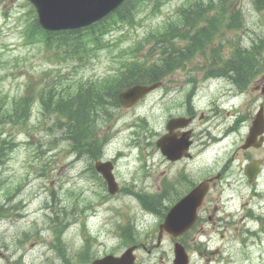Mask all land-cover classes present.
Returning a JSON list of instances; mask_svg holds the SVG:
<instances>
[{"label":"rangeland","instance_id":"obj_1","mask_svg":"<svg viewBox=\"0 0 264 264\" xmlns=\"http://www.w3.org/2000/svg\"><path fill=\"white\" fill-rule=\"evenodd\" d=\"M185 1L165 0L159 11H152L151 4L144 5L136 14L135 9L132 24L120 25V29L106 35L108 47L95 55L89 54L83 62L62 59L52 50L27 41L24 29L31 20L30 4L27 0H0V98L6 106L13 98L24 94L37 96L50 85L102 77L129 60V54L125 52L134 49L138 50L135 60L150 59L147 49L153 42L146 44L148 33L175 16L177 7ZM238 7L243 10L247 28L259 31L264 19L262 12L252 7L251 0H236L234 8ZM222 33L216 43H221L223 51L231 49L232 39L247 42L244 30ZM130 46L131 50L120 54ZM207 59L208 56L196 55L185 65L204 64ZM186 76L178 68L163 78L164 85L136 106L120 108L116 117L104 124L103 131L111 137L105 151L112 153L116 149H126L128 153L125 145L134 139L132 122L140 118L147 123V130L139 131L148 134L140 142V149L137 151L133 147L128 158L123 155L120 159V185L148 192L160 190L166 169L149 142L160 135L165 119L183 108V88L179 86ZM252 85L238 97H232L234 91L229 94L232 108L248 113L249 117L263 100L259 91L251 90ZM54 121L53 116L41 117L38 103H35L28 122L20 126L10 124L2 131L1 137H8V133L16 144L12 146L8 160L0 163V205L8 210L5 215H0V264H12L15 259H19L20 264H79L77 255L84 248L85 238L90 239L88 252L92 257L120 252L123 248L118 245L117 226L128 221L139 229L145 246L156 244L158 217L144 212L131 195L117 193L103 198L107 192L90 178L85 160L73 162L66 141L53 128ZM245 130L246 122L238 133L210 147L207 154L203 152L183 163L190 168L187 171L193 173H190L193 177L198 167L204 175L208 166L211 169L225 163L229 166L226 177L211 190L206 200L201 225L186 238L192 251L190 264H264V207L255 195V190L264 185V175L262 179L258 178L256 185L248 183L242 173L243 156L235 154ZM252 154L264 156V147ZM135 155H143L146 159V170L150 171L147 177L138 169L140 162ZM175 168L173 166L171 170L175 171ZM187 187L182 182L179 191H185ZM7 188L10 191L4 194ZM59 221L66 224L62 240L69 263L53 247V226ZM196 241L200 242L198 247ZM136 254L139 263L171 264V238L163 235L152 253L138 250Z\"/></svg>","mask_w":264,"mask_h":264},{"label":"trees","instance_id":"obj_2","mask_svg":"<svg viewBox=\"0 0 264 264\" xmlns=\"http://www.w3.org/2000/svg\"><path fill=\"white\" fill-rule=\"evenodd\" d=\"M144 2L153 3V0H126L108 16L83 29L59 32L39 29L36 39L44 48H53L55 53L59 55L63 54L80 61L83 54H94L96 50L102 49L105 46L103 45L104 34L122 23H129L133 17V11ZM209 2H212V0H209ZM217 2L219 4L215 7L216 11L212 15H220L218 20L216 18H207V16L211 15L209 12L210 6L202 7V2H199V5L194 2H188L179 7L176 11V14L179 15L178 18L168 22L171 26L167 30L155 34L152 32L149 34L150 38L148 37V39L155 42V45L162 48L164 54L165 51L169 52V56L172 57H165L160 52V54H157L158 58H155L149 65L144 62L126 61L122 63L123 66L118 74H111L96 82H90L88 87L100 92L99 97L101 99L98 102L93 97L87 98L85 96L86 94L82 92V83L78 84L75 92L55 93V89L48 88L39 95V100L46 112L62 117V120L57 119L56 122L62 128L64 136L70 141L73 149L78 152H86L89 157L98 155L102 142L96 138L98 130L96 120L98 118L95 117V114L99 110L105 112V101L113 103L110 100V96H106V99L103 97L104 91L108 92L110 90V93H113L114 90L116 94L118 90L132 83L157 81L168 72L171 62L174 61L173 57L180 58L181 61L182 58L193 54L197 48L210 43L219 31V25L224 24L228 28H237V26L240 25L239 27H241L243 25V20L238 18L240 9L229 12V9H232L230 6L233 5V0H217ZM229 2L231 3L229 4ZM253 4L258 10L264 9V0H253ZM224 15H227L226 20ZM200 22L204 23L200 24ZM182 26L183 31L181 32ZM29 35L35 36V30L31 29ZM180 36L188 39L187 44L183 47L184 50H169L173 46L171 43L173 38H181ZM158 39H160V42ZM251 41V46L245 53L238 49L230 60L232 64H236V68L232 70L238 75L245 73L250 76L253 74L252 63L256 65L255 58L260 53L259 49L264 48V36ZM134 53L132 52V54ZM102 101H104L103 104ZM32 103L33 97L24 94L13 99L10 108L4 110L2 101H0V122L6 117V121L9 123L25 124L29 119ZM8 140L0 138V162L3 161V156L8 157L10 155L12 142H10L11 139ZM85 144L88 146L87 149L83 148ZM135 195L143 208L163 214L161 210L164 207L162 202H160L163 196L149 195L145 192L136 193ZM1 210L2 207L0 205ZM122 235L126 243L134 241V236L129 227L123 228Z\"/></svg>","mask_w":264,"mask_h":264},{"label":"water","instance_id":"obj_3","mask_svg":"<svg viewBox=\"0 0 264 264\" xmlns=\"http://www.w3.org/2000/svg\"><path fill=\"white\" fill-rule=\"evenodd\" d=\"M36 7L38 20L41 26L49 29L73 28L89 24L100 19L114 9L123 0H30ZM153 85H136L120 93V100L124 105H131L146 92L155 87ZM260 115L255 121V127L251 128L246 145H250L261 133ZM96 168L108 179L110 192L115 191L110 169L106 163H97ZM254 164L247 167L249 180L253 178ZM110 176V177H109ZM207 190L206 182L200 183L181 200H179L167 213L165 221L160 225V233L164 229L170 235L175 236L189 228L195 221L196 210ZM160 235V234H159ZM133 247L129 248L120 258L106 256L96 260L93 264H133L134 256L131 254ZM174 264H186V256L183 249L175 247Z\"/></svg>","mask_w":264,"mask_h":264},{"label":"flooded vegetation","instance_id":"obj_4","mask_svg":"<svg viewBox=\"0 0 264 264\" xmlns=\"http://www.w3.org/2000/svg\"><path fill=\"white\" fill-rule=\"evenodd\" d=\"M215 105L216 101H210L207 104H202V113L200 114V110L196 106L187 107L186 104L181 105L183 106V108L178 113L179 116L191 117L192 121L190 126L186 128L175 129V131L177 132V134L183 133L187 130L190 131V137L192 139L190 150L192 156L194 155V153H196L195 145H205L206 143L205 141L200 142L199 136L211 137L213 130H215L218 125H220V122L215 119L217 114V108L215 107ZM197 148L198 147H196V149ZM253 150L255 149H253L252 147L244 150L247 158L249 157V154L247 152ZM260 171L264 173V159H262Z\"/></svg>","mask_w":264,"mask_h":264},{"label":"bare ground","instance_id":"obj_5","mask_svg":"<svg viewBox=\"0 0 264 264\" xmlns=\"http://www.w3.org/2000/svg\"><path fill=\"white\" fill-rule=\"evenodd\" d=\"M84 111V110H83ZM26 214V213H25ZM21 220H22V218H21Z\"/></svg>","mask_w":264,"mask_h":264}]
</instances>
